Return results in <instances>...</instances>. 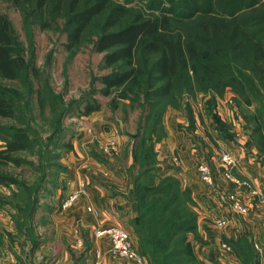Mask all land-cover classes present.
Returning <instances> with one entry per match:
<instances>
[{
  "label": "rangeland",
  "instance_id": "rangeland-1",
  "mask_svg": "<svg viewBox=\"0 0 264 264\" xmlns=\"http://www.w3.org/2000/svg\"><path fill=\"white\" fill-rule=\"evenodd\" d=\"M29 12L25 0H0V16L10 24L14 52L30 65L14 81L0 78V89L11 94L13 105V117L0 118V152L5 150L6 134L21 131L29 138L28 150L11 156L12 164L0 165V173L16 183L0 188V264H100L108 256L107 250L108 259L121 264L123 260L111 255L109 242L97 239L94 231L125 228L130 237L135 236L132 223L137 212L133 219L128 215L123 226H101L98 222L102 215L90 205L91 196L102 190L110 191L112 196L123 193L136 206L133 188L137 178L149 181L158 177L155 158L141 165L140 142L146 143L153 132L154 140L150 146L146 144L155 150L169 116L180 114L179 118L188 122L191 110L193 124L197 116L203 127L199 134L204 140L217 133L232 139L242 122L246 128L243 134L250 139L245 120L255 114L257 101L264 114V96L241 61L228 62L230 70L226 72L243 85L246 92L240 100L230 87L220 97L203 87L190 62L179 72L181 85L174 87L172 94L175 102L159 99L154 101L158 106L151 108L143 96L129 94L121 99L114 90L103 95L106 88L102 79L122 71L123 63L106 68L109 52L96 51L102 24L93 22L80 45L68 52L64 20L46 18V26H39ZM197 22L172 29L188 42ZM200 56L215 58L205 53ZM253 91H257L258 98ZM89 108L93 110L88 112ZM189 127L185 128L188 133L192 130ZM201 139L193 138L199 142ZM219 148L224 147H216L214 155ZM199 163L207 165L198 159L196 166ZM117 165L126 171L123 179L131 184L116 186L115 176L106 181L104 176L108 175L103 170L118 175L120 172L113 170ZM187 238L194 242L192 235ZM134 249L140 255L138 243Z\"/></svg>",
  "mask_w": 264,
  "mask_h": 264
},
{
  "label": "trees",
  "instance_id": "trees-1",
  "mask_svg": "<svg viewBox=\"0 0 264 264\" xmlns=\"http://www.w3.org/2000/svg\"><path fill=\"white\" fill-rule=\"evenodd\" d=\"M25 3L30 8L29 16H34L39 26H46V18L64 20L68 52L80 45L93 22L102 24L96 51L109 52L105 57L106 68L123 63L122 71L102 79L106 88L103 95L114 90L121 99H127L129 94L135 98L143 96L151 108L158 106L155 100L169 98L175 102L172 94L176 91L174 87L181 85L179 72L190 62L203 87L219 97L230 87L240 100L246 91L226 72L230 70L228 62L241 61L255 88L264 96V0H25ZM195 20L198 22L194 36L188 42L182 41L172 27ZM200 53L215 58L202 59ZM29 67L15 54L10 24L0 16V78L14 81ZM243 83L251 84L248 80ZM253 96L258 98L257 91H253ZM11 100V94L0 89V118L13 117ZM258 103L255 114L245 124L250 140L264 156V114ZM92 110L89 108L88 112ZM188 116L192 129L191 110ZM164 137L162 129L160 139ZM4 140L5 150L0 152L2 167L13 163L11 156L29 148V138L21 131L6 134ZM151 140L153 132L146 143ZM146 143L141 141L139 145L141 165L151 158L157 160L155 150ZM15 184L8 175L0 173V188ZM133 198L137 212L132 223L134 235L139 254L148 264H201L187 238L192 235L194 242L202 243L193 210L195 202L188 189H182L174 177L160 178L158 172L156 180L137 178Z\"/></svg>",
  "mask_w": 264,
  "mask_h": 264
},
{
  "label": "crops",
  "instance_id": "crops-1",
  "mask_svg": "<svg viewBox=\"0 0 264 264\" xmlns=\"http://www.w3.org/2000/svg\"><path fill=\"white\" fill-rule=\"evenodd\" d=\"M179 116H169L163 128L165 137L154 152L159 177H174L182 189L191 192L197 214V233L205 243L202 245L190 241L196 257L201 264H264V156L244 135L246 128L242 122L241 127L236 125L235 139H224L217 133L211 139L204 140L199 134L203 127L199 125L197 116H194L193 128L189 133L185 130L190 126L189 121L181 120ZM193 138H200L201 143ZM216 147H224L238 156L239 165L231 175L233 181L244 186L221 179V169L214 158ZM198 159L209 165L215 173L213 190L199 181L196 171ZM113 170L120 174L111 175L103 170L108 175L104 176L106 181L115 176L116 186L131 184L130 180L123 179L126 171L122 166L117 165ZM230 196H235L248 209L247 215L241 216L230 209ZM89 203L102 215L98 222L101 226H123L125 218L130 215L133 219L136 211V206L123 193H114L112 196L107 190L96 192ZM217 222L225 224L220 228ZM131 239L135 248L137 238L131 236ZM106 254L110 256L108 250ZM108 256L105 255L100 264H117L109 260Z\"/></svg>",
  "mask_w": 264,
  "mask_h": 264
},
{
  "label": "built area",
  "instance_id": "built-area-1",
  "mask_svg": "<svg viewBox=\"0 0 264 264\" xmlns=\"http://www.w3.org/2000/svg\"><path fill=\"white\" fill-rule=\"evenodd\" d=\"M214 158L218 162V166L221 169V179L228 182H234L235 180L233 181L231 173L239 165L238 157L225 148H219L217 153L214 155ZM196 170L199 181L205 187L213 190L215 187V177L212 169L205 164L199 163L196 166ZM234 183L237 186H244V184H240L237 181ZM74 199L75 198L71 199V202ZM228 204L233 212L241 216L247 215L248 209L245 208L235 196H230L228 198ZM88 212L91 211L88 209ZM224 224V222H217V226L220 228H222ZM94 234L97 239H104L109 242L110 253L113 257L123 260L129 264H146L145 259L136 253L133 248L131 237L124 229L102 227L95 229Z\"/></svg>",
  "mask_w": 264,
  "mask_h": 264
}]
</instances>
